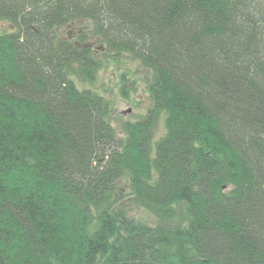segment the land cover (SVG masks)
I'll list each match as a JSON object with an SVG mask.
<instances>
[{
  "label": "trees",
  "instance_id": "16d2710c",
  "mask_svg": "<svg viewBox=\"0 0 264 264\" xmlns=\"http://www.w3.org/2000/svg\"><path fill=\"white\" fill-rule=\"evenodd\" d=\"M0 18V264H264V0H0ZM111 52L152 72L123 135L76 81Z\"/></svg>",
  "mask_w": 264,
  "mask_h": 264
},
{
  "label": "rangeland",
  "instance_id": "374dc122",
  "mask_svg": "<svg viewBox=\"0 0 264 264\" xmlns=\"http://www.w3.org/2000/svg\"><path fill=\"white\" fill-rule=\"evenodd\" d=\"M68 26L67 31L71 35L82 27ZM14 25L7 19L0 18V32H10ZM83 29V28H82ZM90 44L99 46V41L91 39ZM102 66L99 68L93 82L83 81L76 77L80 88H89L104 95L112 104V123L119 135H123V124L126 121H136L147 114L152 107V99L148 91V85L152 80V72L130 53H105L100 54ZM166 132L165 114L162 113L157 121L156 138ZM130 204V203H128ZM132 213L148 222H152V216L140 207L131 204Z\"/></svg>",
  "mask_w": 264,
  "mask_h": 264
}]
</instances>
